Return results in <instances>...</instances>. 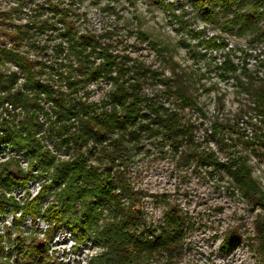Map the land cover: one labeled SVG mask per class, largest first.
<instances>
[{
    "label": "trees",
    "instance_id": "16d2710c",
    "mask_svg": "<svg viewBox=\"0 0 264 264\" xmlns=\"http://www.w3.org/2000/svg\"><path fill=\"white\" fill-rule=\"evenodd\" d=\"M157 2L163 6L165 0ZM192 8L226 34H251L252 44L264 43V0H192ZM58 11L63 29L45 19L0 31V63L11 61L18 68L0 71V108L10 115L9 111H17L12 122L0 121V153L10 147V155L6 153L0 162V264H57L51 245L56 233L67 229L75 240L74 250L90 241L104 248L92 264H181L185 236L194 228L190 217L177 198L165 195L160 201L162 221L154 225L142 211L127 170L115 167L124 165L127 143H137L145 134H162L175 152L184 145L191 147L192 126L141 93L140 80L146 77L141 63L114 52L111 44L94 35L78 33L69 21V10ZM181 24L186 25L183 20ZM56 31L63 42L54 46V56L39 37ZM2 36L13 46L2 47ZM224 41L218 36L202 40L211 49L224 46ZM24 45L30 46L32 54L21 50ZM230 68L232 73L238 71L236 66ZM98 80L110 82L114 89L107 101L88 103L83 97ZM254 86L249 88L254 110L264 123V83ZM175 96L183 106H191L181 88ZM255 138L264 147V134ZM49 141L69 159H59ZM21 154L28 159L27 168ZM104 159L108 163L102 169L93 163ZM203 162L207 163L205 157ZM212 164L223 168L245 194L253 193L263 201L264 192L245 160H213ZM33 182L41 185L34 197L29 191ZM17 188H22L20 200L14 194ZM50 196L49 204L45 201ZM9 214L11 223L6 219ZM105 218L109 221L102 227ZM240 230L227 231L223 250L241 239ZM256 230L257 249L264 260V221H257Z\"/></svg>",
    "mask_w": 264,
    "mask_h": 264
},
{
    "label": "rangeland",
    "instance_id": "374dc122",
    "mask_svg": "<svg viewBox=\"0 0 264 264\" xmlns=\"http://www.w3.org/2000/svg\"><path fill=\"white\" fill-rule=\"evenodd\" d=\"M57 8L69 10V21L78 33L94 35L111 44L114 52L141 63L146 74L145 80H140L141 93L174 111L184 125L192 126L191 147L184 145L175 152L162 134H145L139 142L127 143L124 165L115 167L127 170L148 221L156 226L161 223L160 201L165 195L171 200L177 198L190 217L194 228L185 236L181 264H264L256 244L257 221H264V199L259 202L253 193L245 194L223 168L212 164L213 160H245L264 192V147L255 138L264 134V123L254 110L255 98L249 89L264 83V43L252 44L251 34L224 33L216 22L192 8V0H165L163 6L157 0H0V31H11L13 24L45 19L63 29ZM58 33L39 37L49 55L56 56L54 46L63 42ZM213 36L224 38V46L211 49L202 42ZM13 44L8 37H1L2 47ZM21 50L32 54L29 45ZM226 60L230 67L238 68L236 73L225 67ZM17 69L11 61L0 63V71ZM180 88L190 99V107L176 98ZM113 89L110 82L98 80L89 85L90 93L83 98L88 103H102ZM5 112L0 108V121L17 118V111H9L11 115ZM49 147L57 150L59 159H69L53 142L49 141ZM9 151L5 146L0 162ZM21 158L27 168V157L21 154ZM93 163L102 169L108 162ZM21 190L15 189L18 200L22 199ZM40 190L38 182L29 186L33 197ZM52 199L50 196L45 202L50 204ZM6 219L11 223L12 215ZM108 221L105 218L101 226ZM27 226H31L30 221ZM40 227L46 229L47 224L41 222ZM234 227L241 229V239L223 250L225 234ZM74 245L69 229L56 233L50 250L57 264H92V259L104 251L94 241L81 243L76 250Z\"/></svg>",
    "mask_w": 264,
    "mask_h": 264
}]
</instances>
